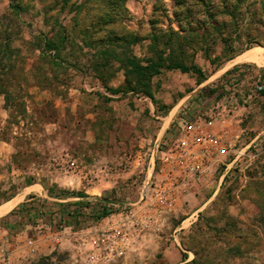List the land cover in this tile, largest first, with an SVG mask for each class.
I'll return each instance as SVG.
<instances>
[{
	"label": "rangeland",
	"instance_id": "374dc122",
	"mask_svg": "<svg viewBox=\"0 0 264 264\" xmlns=\"http://www.w3.org/2000/svg\"><path fill=\"white\" fill-rule=\"evenodd\" d=\"M63 36L60 50L45 47ZM251 48H264V0H0V206L34 182L54 196L86 195L35 197L0 215L10 264H264V133L245 147L264 124L206 183L178 173L183 189L144 202L142 192L173 172L160 149L174 145L180 123L160 143V109L147 107L127 64L163 54L204 69V89L181 107L183 125L248 94L264 120L263 65L220 75ZM98 55L110 62L103 75L86 62ZM194 78L165 69L152 89L172 104ZM100 199L116 211L96 220ZM77 209L76 222L68 214ZM100 228L115 230V242H97Z\"/></svg>",
	"mask_w": 264,
	"mask_h": 264
},
{
	"label": "crops",
	"instance_id": "0c3cea01",
	"mask_svg": "<svg viewBox=\"0 0 264 264\" xmlns=\"http://www.w3.org/2000/svg\"><path fill=\"white\" fill-rule=\"evenodd\" d=\"M254 48L244 50L240 53H237L234 55V57L231 59L232 64L229 65V67L226 66V68H223V72H221L222 75H228L229 73L232 72L233 69H237L238 67H241L242 65H246L249 69V65L252 67L254 66H260L263 65L264 63L258 60H240V57L245 55L248 51L253 50ZM264 49V48H263ZM260 64V65H258ZM199 65V64H198ZM200 66V65H199ZM201 67V66H200ZM204 71V69L202 68ZM173 72L174 70H168ZM176 71V70H175ZM221 71V70H220ZM182 73V72H181ZM206 74V72L204 71ZM187 74V73H186ZM206 81V80H205ZM194 83L196 86L193 88L187 95H185L182 100H178L177 102H172V104H169L166 101H160V116H157L156 118L159 119L158 125H160V129H158V135L159 137L157 138L158 140L160 139V143L162 141H165L167 138L166 136L169 134H172L170 131L171 127H175L176 123L180 125L178 128V133L176 132L175 135V141L174 144L182 138L183 136V128L186 124L194 122L196 124V129L195 133L196 134H202L205 132H211L214 135H216L220 141H221V146H229V144L234 145V143L240 139L243 140L245 135H248L253 129H255L257 124H264L263 120V111L257 113L255 110V104L253 105L252 102H248L247 98H251L252 95H247V97H241L239 98L236 96L234 98V102H236L238 98V103H236V106L234 105L233 102L230 101V103L221 101L218 103L216 106L212 107L210 111L207 113L209 116L208 118H202L201 116H197L194 121L186 122L184 125L182 122H178L180 120V110L182 105L193 95H195L198 91L201 89H204L205 85L204 82L201 84L196 83V78H194ZM245 94V93H244ZM262 98L264 96L261 94V92L258 94ZM240 99H242L245 103L244 104H239ZM182 101V102H181ZM188 103H191L193 105L194 103L191 101ZM264 103V102H263ZM147 107L150 109V111H153V109L156 108V105L153 102H150ZM153 107V108H152ZM263 108V107H260ZM175 133V132H174ZM264 133V127L260 131H255L253 134V137L251 138L250 142L245 146L247 147L249 144L256 142V140ZM5 144L7 142L3 141ZM215 147V148H214ZM210 149L207 150H201L198 149L197 147L195 148L196 152L199 154V157L202 158L204 156L205 160V171L201 177H196L193 178V180L196 181L198 184L206 183L208 179L213 175L214 172H216L218 166H220V163H225L227 166H229L230 163H226L224 161L227 160V156H222L219 154L217 151V148L219 146H214ZM217 147V148H216ZM166 151H162L160 149V156L161 158L164 157L166 154ZM5 156V155H3ZM226 159V160H225ZM235 160V159H234ZM184 186H178L176 188V191H179L180 189H183ZM98 191L100 188H96ZM20 192H17L14 196L11 197L8 201L3 203L0 207L4 206L5 204L10 203L11 201L16 200V202L8 208L5 212L1 213L0 215H7L11 214L17 207H19L24 201H27L29 199L35 198V197H44L48 198L47 190L42 185L41 183L34 182L31 184H26L23 187H21ZM86 193H91L89 191H85Z\"/></svg>",
	"mask_w": 264,
	"mask_h": 264
},
{
	"label": "built area",
	"instance_id": "2783aa9c",
	"mask_svg": "<svg viewBox=\"0 0 264 264\" xmlns=\"http://www.w3.org/2000/svg\"><path fill=\"white\" fill-rule=\"evenodd\" d=\"M258 89L262 90L263 86H258ZM195 129L196 124L194 122L184 126L182 138L169 148L162 158L164 163L172 166V174L168 172L164 181L151 187L150 191H143L141 194L142 201L147 202L152 199L156 202L165 203L169 196L176 191V188L184 182L180 181L177 176L178 173L184 175L187 178L186 180L201 177L205 171V160L204 156L202 158L199 157L195 150L196 147L201 150H207L214 146H219L216 148L220 155L225 156L228 154L231 144L229 146H221L220 139L213 133L196 134ZM114 238H117V233L111 229L100 228L96 234L97 242L102 240V242L111 241V243H114ZM33 244L34 241L28 239L25 246L31 247ZM108 246L113 248L112 244ZM11 253L12 250L8 244L0 240V264H10Z\"/></svg>",
	"mask_w": 264,
	"mask_h": 264
},
{
	"label": "trees",
	"instance_id": "16d2710c",
	"mask_svg": "<svg viewBox=\"0 0 264 264\" xmlns=\"http://www.w3.org/2000/svg\"><path fill=\"white\" fill-rule=\"evenodd\" d=\"M66 2V0H63ZM65 42V36L60 38V42L56 43L50 39H45V47L49 50L58 51L62 48V44ZM106 54V51H103L101 53ZM86 62L89 63L90 68L97 73V75H103L104 72L109 68L108 65L110 64L109 60L107 58H102L99 55L98 56H90L86 59ZM127 64L130 67L131 73L135 75V85H138L141 88L142 94H144L146 97H148L159 109H160V103L155 97V92L152 89V79L154 76H157L162 73V70H178L182 73L187 74H194L196 78V83L199 85L202 82H204L207 79L206 74L202 70V68L195 62H191L190 64H187L181 60H177L172 56H164L163 54H159L156 58H146L143 60L137 59L135 56L130 57L127 59ZM134 88V87H133ZM110 92L120 93L123 92L121 89L116 88L110 89ZM261 94L264 96V89L261 90ZM48 197H56L58 199H65L67 197L71 196H80V197H86L83 193L79 192H69V191H63L59 196H54L52 194L51 188H46ZM47 202V200H45ZM107 199H100L97 205L93 208V216L96 220H100L101 218H104L112 213H114L116 210H111L108 208ZM84 202L76 201L72 203V206H75L76 208L80 207L82 208ZM70 204V203H69ZM64 205V204H60ZM86 207H89L90 204L84 203ZM78 209L75 212H70L68 214L70 219H74V221H78Z\"/></svg>",
	"mask_w": 264,
	"mask_h": 264
},
{
	"label": "bare ground",
	"instance_id": "6f19581e",
	"mask_svg": "<svg viewBox=\"0 0 264 264\" xmlns=\"http://www.w3.org/2000/svg\"><path fill=\"white\" fill-rule=\"evenodd\" d=\"M240 60H258L264 63V49L254 48L253 50L248 51L245 55L240 57Z\"/></svg>",
	"mask_w": 264,
	"mask_h": 264
}]
</instances>
